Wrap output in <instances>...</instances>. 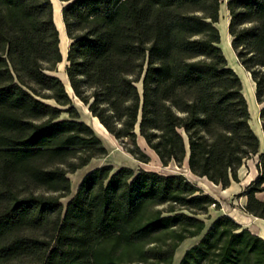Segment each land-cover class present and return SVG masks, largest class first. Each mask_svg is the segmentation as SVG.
Listing matches in <instances>:
<instances>
[{
	"label": "trees",
	"instance_id": "trees-1",
	"mask_svg": "<svg viewBox=\"0 0 264 264\" xmlns=\"http://www.w3.org/2000/svg\"><path fill=\"white\" fill-rule=\"evenodd\" d=\"M61 1L66 82L52 1L0 0V264H172L198 236L178 264H264V239L228 214L207 226L218 202L182 174L97 166L61 200L69 173L108 153L76 98L138 161L140 136L163 165L187 160L212 185L237 182L257 155L241 195L264 220V149L219 46L221 0ZM225 5L264 139V0Z\"/></svg>",
	"mask_w": 264,
	"mask_h": 264
},
{
	"label": "rangeland",
	"instance_id": "rangeland-1",
	"mask_svg": "<svg viewBox=\"0 0 264 264\" xmlns=\"http://www.w3.org/2000/svg\"><path fill=\"white\" fill-rule=\"evenodd\" d=\"M53 4V19L55 25L59 32L60 39V50L62 53V61L57 64L54 73L58 75L64 82H66V76L64 73L66 62V53L68 50V46L71 42L70 38L67 36L64 23L62 20L61 9L63 6V2L61 0H51ZM226 0H221L220 4V16L219 21L216 26L219 29L220 33V42L219 46L227 60V64L230 68H232L237 75L239 76L242 84V93L246 99L249 111V123L256 133V135L260 139L261 150L264 149V139L261 130V121L259 117V111L262 104H259L255 97V83L251 78V75L245 68L240 64L235 51L231 46V36L228 32V22L229 15L226 9ZM67 89L71 92L68 84H66ZM75 105L77 106L81 120L90 125L97 136L101 139L104 146L107 148V155L94 158L90 161V163L73 173H69V178L71 180V194L68 196L62 197V202L65 205L70 197L75 193L77 185L81 181L82 177L91 169L97 166L102 165H110L114 170L125 166L137 171L138 169L155 171L161 174H182L189 181L196 184L204 193L210 194L213 198H215L218 202V206H210L207 213L202 214L201 218L205 219V223L208 226L211 222L222 214H231L233 217L245 218L246 216L243 211V206L245 204V196L241 195V193L246 189V187L250 184L252 180L257 176L256 163L258 161V156L254 155L247 159L241 168L238 171V181H232L230 186L227 188H222L220 185H212L209 183L210 181L198 179L201 177H194L190 174L187 163L183 162L180 165H177L174 162H170L168 165H163L159 160L158 156L150 150V148L145 143L144 139L140 136H137V144L140 149L148 156L147 162L138 161L132 154H130L127 150V144L125 142H121L111 136L106 132V129H102L99 126V121L93 117L88 111L87 107L83 105L76 98L73 99ZM65 117V115H63ZM96 120H95V119ZM259 198L263 196V194L257 195ZM242 210V211H241ZM253 223L250 228L253 231H257L258 222L255 219H252ZM245 221V219H244ZM248 222V220H247ZM246 227V226H245ZM248 228V227H247ZM198 237L187 238L183 241L179 246L175 257L173 259L172 264H178L180 258L186 249L190 246L194 245L198 240Z\"/></svg>",
	"mask_w": 264,
	"mask_h": 264
},
{
	"label": "crops",
	"instance_id": "crops-1",
	"mask_svg": "<svg viewBox=\"0 0 264 264\" xmlns=\"http://www.w3.org/2000/svg\"><path fill=\"white\" fill-rule=\"evenodd\" d=\"M228 215H230L239 224L248 227L250 230H251L250 226L253 223L252 219H255V220L259 221L258 224H257L258 225L257 231L256 232L253 231V233H256L257 235H259L260 237H262L264 239V220L263 219H260V218H257V217H253V216H250L248 214H245L248 217H245V218L241 217L239 219H237L236 217H233L231 214H228ZM244 219H245V221H244ZM247 220H248V222H247Z\"/></svg>",
	"mask_w": 264,
	"mask_h": 264
},
{
	"label": "bare ground",
	"instance_id": "bare-ground-1",
	"mask_svg": "<svg viewBox=\"0 0 264 264\" xmlns=\"http://www.w3.org/2000/svg\"><path fill=\"white\" fill-rule=\"evenodd\" d=\"M96 120V119H95ZM99 123V122H98ZM99 126H100V128H102V129H104L103 127H102V125L99 123ZM105 130V129H104ZM107 132V131H106ZM108 133V132H107ZM190 174H191V172H190Z\"/></svg>",
	"mask_w": 264,
	"mask_h": 264
},
{
	"label": "water",
	"instance_id": "water-1",
	"mask_svg": "<svg viewBox=\"0 0 264 264\" xmlns=\"http://www.w3.org/2000/svg\"><path fill=\"white\" fill-rule=\"evenodd\" d=\"M145 141V140H144ZM186 163H187V160H186ZM187 166H188V164H187Z\"/></svg>",
	"mask_w": 264,
	"mask_h": 264
}]
</instances>
